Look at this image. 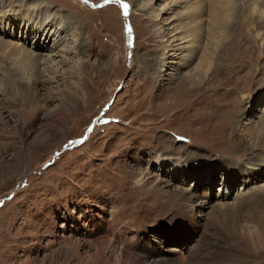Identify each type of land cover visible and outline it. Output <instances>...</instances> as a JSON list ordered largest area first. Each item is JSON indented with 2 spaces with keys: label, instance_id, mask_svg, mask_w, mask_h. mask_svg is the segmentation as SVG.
<instances>
[{
  "label": "rangeland",
  "instance_id": "rangeland-1",
  "mask_svg": "<svg viewBox=\"0 0 264 264\" xmlns=\"http://www.w3.org/2000/svg\"><path fill=\"white\" fill-rule=\"evenodd\" d=\"M170 1L0 0V14L22 19L5 15L0 38L40 57L34 74L24 69L19 77L0 55V264H116L122 236L135 259L124 252L121 264H222L214 259L231 244L241 257L228 264H264V207L244 199L249 188H264V142L248 134L264 116V0H237L238 15L253 19L239 21L231 38L244 27L258 57L247 65L242 54L226 67L217 59L210 68L202 54L216 52L208 28L214 13L203 12L195 38L182 16L191 21L195 0ZM39 5L68 27L66 43L50 23L43 47L35 44L23 18L44 21L35 16ZM235 89L242 105L213 106L223 116L212 122L207 108ZM223 159L244 162L248 182L230 175ZM220 206L238 222L211 219ZM251 213L259 224L247 219ZM107 222L119 235L101 231ZM106 236L112 240L104 244ZM246 254L249 262H240Z\"/></svg>",
  "mask_w": 264,
  "mask_h": 264
},
{
  "label": "bare ground",
  "instance_id": "bare-ground-1",
  "mask_svg": "<svg viewBox=\"0 0 264 264\" xmlns=\"http://www.w3.org/2000/svg\"><path fill=\"white\" fill-rule=\"evenodd\" d=\"M170 2H174L173 4H180L182 2H186V0H172ZM45 5L48 6L47 2L45 3ZM191 5H194V6H191ZM261 5L264 6V1H262V4ZM189 6L190 7H188V9H189L188 12L190 14V20L192 21V24H191V21H189V17L187 15L183 14L182 16L187 19L186 23L189 25V30L192 31V33L195 35V38H197V37L200 38L201 37L200 36V33H199V27L202 24V20L200 19V16L203 14V12L205 10H208V11L213 12L214 15H215V19L214 20L213 19H209L208 28H210V32H209L210 35L213 34L214 37H215L216 42H214V40L212 39L211 36L209 37V41H210L211 44L213 43L216 46V49H215L216 52H215L214 55L208 54V53H203L202 54V59L205 61V64L209 68L212 66V64H214L216 62L217 59H219L221 61V64L224 67H226L227 64L229 63V61L231 59L232 60H235L236 57H241L242 54H243V56L244 55H247V62H248L247 65H251L252 60H254V59H256L258 57V55H256V50H254L253 49V46L251 45V44L255 45V43H256L257 40L255 39L254 42H253L251 38L246 37L245 35H247L248 32L246 33V31H244V27H241L240 29L237 27V29L235 30V31H237V35H235L233 37V39H231L232 38V29L236 28V26L238 25L239 21H241L242 22L241 24H243V23H247V21L249 19H250L249 21H251L253 19V15H248L247 14V15H245L243 17L241 15H238L239 14V11H238V9H236L237 0H195V1H192ZM38 7L40 9H37V13H36L35 16L38 17L39 16L38 14H41L42 16H44L45 17L44 18L45 20L42 21V22H38V21H35V20H30L32 18V15L31 14L29 15V17H27L28 15L26 16L25 14L22 13L23 15L26 16V18H23V19H24V24H25V27L27 29V32L29 31L30 33H32L34 35V39H36L38 37L36 39L38 43H35V44L37 46H39V48H42L43 47V46L41 47L42 44H41L40 39L42 38V35H45L46 37L48 36V34H49L48 31H50V28H48V27H49L50 23L51 24H54V25H56L57 23L59 24V30H62L63 31V33H62L63 36L61 37V40H62L61 42H65L66 43L67 39L69 38V37H67V35L68 36L70 35L69 33H67L68 30H69V29H67L68 27H66L65 25L62 26L63 24L61 25L60 20L59 21H55L54 20L55 19V16H51L52 13H49V7H41V5H39ZM184 7L186 8L187 5H185ZM165 8L171 9L172 8L171 3L168 2V4L166 5ZM162 10H165V9H162ZM162 10H157V12L155 13V16L158 17L159 16V12L162 11ZM165 11H167V10H165ZM5 15H8L9 18L12 17L13 20L16 19L15 17H19L20 20H22L21 17L19 15H17V13H13L12 14V12L11 11H8V10L5 11L4 13L0 14V20L1 19L4 20L5 19V17H4ZM49 17H51V19ZM47 18L50 19V20H46ZM54 21H55V23H54ZM254 21H256L255 22L256 25L258 24V26H262L263 25V23L261 22L262 21V13L261 14H257L256 17H254ZM33 23L36 24V27L33 26L34 28L32 29V24ZM213 23H214V26H213ZM241 24H239V25H241ZM249 24H250V22H249ZM16 26L17 25H15V27ZM248 29H249L248 31L250 32L252 28L249 27ZM182 35H184L182 37V39L183 38L184 39L185 38L187 39V37L190 35V33L189 32H186V34H184V32H183V34H181L180 36H182ZM23 37H25V35H23ZM238 37H241L240 40H244L245 39V41L248 42V43H246V44H239L238 43L239 42ZM226 42H227V45H225ZM175 46H177V45L173 44L172 42L169 45V47H171V48H175ZM179 48H182V47H179ZM179 48H177V49H179ZM193 49H195V47L193 45L190 46V49H188V53H191L193 51ZM2 53H3V57H5V59H7V60L9 59L11 61V65L14 64V67L15 68L14 69H11V72L14 75L21 77L23 75V73L25 74L24 69L28 70V72L30 71L32 74L35 73V69L37 68V64L39 62L40 57H39V55L37 53H34L33 51H31V49H28V47H25L24 45L19 44V43L7 42V41L3 40L2 38H0V55ZM262 53H264V48L262 49ZM214 57H216V58H214ZM218 69L220 70V68H218ZM17 71H20V72H17ZM207 71H208V69H205L204 72H202V73H205L206 74ZM246 74L247 73H245L243 76H246ZM227 78H225L226 81H227ZM16 80L17 81H20L18 79H16ZM35 81L37 82L38 80H35ZM226 81H224V82L227 84L228 81L227 82ZM23 86L26 87V90L31 91L30 90L31 88L29 87V85L27 83H23ZM195 86L198 87V88L202 87V86L199 87L197 84H195ZM230 90L228 91V96H227L226 99L220 100L219 102L213 103V104L210 105V106H212V110L210 109V107L207 108V110H206L207 113H209L212 116H213V113L215 114L214 115V119L211 120L212 122L214 120H216V119H219V118H217V117H219V115L223 116V114H221L217 109H216L217 110V112H216L213 109V106H215V107H221L222 105H220V104H224V105H228V106H233V105L241 106L242 105L243 102H241V101L235 102V99L238 97V91L237 90H240V88H238L237 90L235 89L233 92H231ZM177 92H178V90H177ZM186 92H189V91L184 89L182 92H180L179 94H177L175 97L176 98H178V97L183 98V95H185ZM28 93H30V92H28ZM185 98H187V97H185ZM242 112H243V110H242ZM242 112H236V115L237 116H235V118H238V117L242 118V115L245 113V112H243V114L241 115ZM207 117H205V113H204L203 116H202V119H203L202 121H204ZM219 124H220V122H217L216 123L217 126ZM259 125L261 127H259ZM251 126L252 127H249L248 128V131H249L248 134H250L252 136H256V137L259 138V141H263L264 142V116L262 117L261 120H258L255 124L252 123ZM223 135H225V133ZM247 148H251V147H247ZM255 148L256 147H254V149ZM258 149L259 150L260 149L263 150L264 147H260ZM242 154L243 153L240 152V154H238V155H242ZM158 160H159L160 164L163 163V161L161 159L158 158ZM235 160L223 159V161H225L226 163L232 165V169H229L230 175H233L234 173H238L239 175H243L244 182L247 183L248 180H249V176L252 174V171H250L248 168H246L244 166V162H242L240 160H237V161H235ZM260 168H261V170L264 171V163L261 165ZM225 178H227L226 175H225ZM228 178H229V176H228ZM231 187L232 186L228 187V185H226V189L228 191L231 189ZM248 193H249L248 196L246 198H244V199H246V202H249L250 201L251 202L250 204L251 205L253 204L255 207L256 206H258L260 208L264 207V188H262L261 190H256V189L249 188V192ZM212 206H213V203H212ZM248 206H249L248 204L247 205H240L239 204L237 207L242 208V207H248ZM227 209L228 208L223 209L221 206L220 207H214V208L211 209L210 216L209 217H211V219L220 220V219L223 218L222 215H225V216H230V215L231 216H234L232 214L233 211H229ZM259 212H260V210H259ZM188 213L190 214V212H188ZM234 217H235V219L238 222V220L240 218L238 219L236 216H234ZM262 217H260V219L264 221V219ZM257 218H258V216H257L256 213L255 214L251 213V214H249L247 216V219L256 220V223L259 224L260 219H257ZM110 225H109V222L105 223L104 228H102V229L100 228L101 231L103 233H105V235L108 234V233H112L113 231L115 232V234H118L119 235V231H116V225L115 224H113L111 226ZM207 225H208V223H207ZM213 227L215 228V226H213ZM231 235H232V237H235V234L234 233H231ZM125 237L122 236V240L123 241H122V245H120V252H118V255H117L118 256V259L116 258V260H115L116 264H121V258H120V256H121V254L124 255L123 254L124 252H128L130 255L133 254V251L130 249V246H132V245H131L130 241H128L127 239H125ZM202 239H203V237H202ZM111 240H112L111 238H109V237L106 236V238H104L103 242L105 244L106 242H110ZM203 240H205V239H203ZM168 242L171 243L170 246L175 245V244L172 243L173 241H171V240H168ZM239 242L242 243L241 240ZM236 243H237V241H236ZM202 246H203V244H202ZM220 246H221V243L217 244L216 247H220ZM132 248L134 250V247L133 246H132ZM182 249H184V248H182ZM229 249H230L229 251H231L230 253L224 252L223 250H219L218 253L219 254H222V258H220V259H214V260L219 261L218 263L221 262L222 264H228V262L234 261V259H233L234 256L238 257L237 261L240 260L239 258L241 257V255H240V253L238 251L239 248L237 247V245L231 244L229 246ZM240 249H242V248H240ZM146 254H147V252H146ZM246 255H247V260H241L240 262H249L248 257H250L252 255H250V254H246ZM132 256H133V258L135 257L134 255H132ZM136 257H137V260L144 261L143 258L140 257L137 254H136ZM243 257H244V255H243ZM158 263H155V262L152 261V262H145L144 264H158ZM229 264H231V263H229Z\"/></svg>",
  "mask_w": 264,
  "mask_h": 264
}]
</instances>
